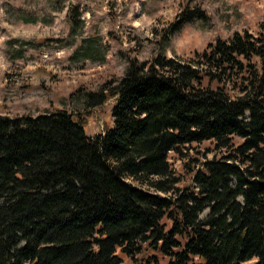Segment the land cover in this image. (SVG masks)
<instances>
[{
	"label": "trees",
	"instance_id": "obj_1",
	"mask_svg": "<svg viewBox=\"0 0 264 264\" xmlns=\"http://www.w3.org/2000/svg\"><path fill=\"white\" fill-rule=\"evenodd\" d=\"M207 14L183 11L163 39ZM73 22V26H74ZM88 114L0 116V264H264V22L189 58H130L87 93ZM210 142L178 186L170 154ZM209 150V149H208Z\"/></svg>",
	"mask_w": 264,
	"mask_h": 264
},
{
	"label": "rangeland",
	"instance_id": "obj_2",
	"mask_svg": "<svg viewBox=\"0 0 264 264\" xmlns=\"http://www.w3.org/2000/svg\"><path fill=\"white\" fill-rule=\"evenodd\" d=\"M196 7L206 12V21L187 23L163 39L183 11ZM263 22L264 0H0V116L86 113L88 134L103 135L113 125L115 99L86 109L87 93L121 79L130 58H189L236 32L257 35ZM215 155L221 152L210 142L171 153L178 186L192 184L191 158L200 160L191 164L198 170ZM145 255L168 261L153 249Z\"/></svg>",
	"mask_w": 264,
	"mask_h": 264
},
{
	"label": "crops",
	"instance_id": "obj_3",
	"mask_svg": "<svg viewBox=\"0 0 264 264\" xmlns=\"http://www.w3.org/2000/svg\"><path fill=\"white\" fill-rule=\"evenodd\" d=\"M123 258H124V256H123ZM124 260H125V258H124Z\"/></svg>",
	"mask_w": 264,
	"mask_h": 264
}]
</instances>
